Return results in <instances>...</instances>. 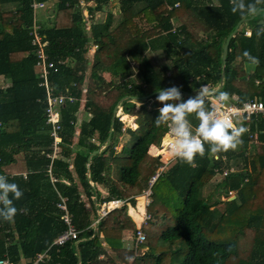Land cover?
I'll return each instance as SVG.
<instances>
[{"label": "trees", "instance_id": "obj_1", "mask_svg": "<svg viewBox=\"0 0 264 264\" xmlns=\"http://www.w3.org/2000/svg\"><path fill=\"white\" fill-rule=\"evenodd\" d=\"M217 1L200 5L195 0H119L125 15L121 25L137 40L134 47L123 51L110 23H94L96 13L104 11L110 0H0V76L10 81L0 88V168L12 164L14 156L23 152L29 168L27 179L5 176L23 195L13 200L14 217L0 219V259L30 264L38 255H46L39 264H117L105 242L124 264H264V144L248 160L252 173L244 167L240 172L227 169L228 175L223 176L224 170L219 173L216 169L229 166L221 159L213 160L205 145L202 155L189 163L172 161L154 185L149 184L161 165L149 151L160 147L167 132L165 124L154 123L159 107L156 89L175 84L186 99V92L194 94L200 85L217 86L222 81V92L237 94L240 103L255 98L264 101V0H238L243 8L236 12L232 11L234 0ZM38 2L51 8L46 23L34 12ZM136 17L140 24L134 23ZM174 19L181 25L176 27ZM242 20L224 65V46ZM35 21L45 43L47 63L54 64L49 68V85L55 95L66 98L59 107L62 155L53 162L52 173L67 179L69 185L53 183L47 173L51 160L45 156L52 152L54 140L51 126L46 124L47 89L40 85L43 80L37 71ZM142 21L154 24L150 32L145 31L146 38ZM247 29L250 37L245 35ZM201 33L208 40L201 39ZM90 40L97 47L92 58L88 56ZM159 51L172 65H155L148 53ZM254 63L253 72H246L245 66ZM132 64H138L137 71ZM105 72L112 76L110 81L102 77ZM84 95L91 117L82 121L77 145L88 153L73 154L70 146ZM135 102L141 103L139 109ZM118 104L124 114L137 117V130L123 128L114 114ZM258 124L264 130V121ZM123 134L124 147L117 155L118 137ZM243 135L246 148L250 139ZM110 137L106 151L93 156L88 165L90 155L106 146ZM260 139L264 141V135ZM72 154L74 172L88 198L95 194L90 182L105 186L110 197H133L129 204L134 206L136 197L151 189L153 203L148 207L151 219L143 228L145 242L136 246L134 241L131 250L125 246L124 232L137 230L128 205L98 223L102 238L98 233L87 234L88 213L67 161ZM110 162L117 168L115 182L105 176ZM216 177H221L217 183L213 181ZM207 188L210 192L205 195ZM57 191L69 199L68 209L80 231L76 240L62 246L54 244L67 229L57 206ZM230 191L236 199L222 200V194L230 196ZM139 249L146 251L140 255ZM127 256L132 260H126Z\"/></svg>", "mask_w": 264, "mask_h": 264}, {"label": "clouds", "instance_id": "obj_2", "mask_svg": "<svg viewBox=\"0 0 264 264\" xmlns=\"http://www.w3.org/2000/svg\"><path fill=\"white\" fill-rule=\"evenodd\" d=\"M242 8V3L234 0L232 11ZM244 55L249 54L245 52ZM194 93L182 99L180 87L173 84L156 89L155 94L159 107L154 123L157 126H167L169 151L182 163H189L195 156L202 155L205 145L210 154L235 149L246 132L242 124H234L228 116L215 112L209 103L207 86L200 85ZM227 96L226 92H217L216 103H223ZM189 115H194L197 121L195 125L188 119ZM22 195L23 192L16 183L9 182L5 176L0 175V219L10 221L14 217L17 209L13 200L20 199ZM125 259L131 261L132 257L127 256Z\"/></svg>", "mask_w": 264, "mask_h": 264}, {"label": "crops", "instance_id": "obj_3", "mask_svg": "<svg viewBox=\"0 0 264 264\" xmlns=\"http://www.w3.org/2000/svg\"><path fill=\"white\" fill-rule=\"evenodd\" d=\"M195 1L198 3L197 0H195ZM213 2H215V3H213ZM210 3L211 4H217L218 1L217 0H211ZM202 5H209V4L207 3V4H202ZM11 7H13V6H9V8H11ZM40 10H43V16L42 17L44 18L43 20H40V21H44V22H41V23H46L47 20H48V15H47L48 12L46 11V9H42L41 8V9H38L37 10V15H38V12ZM174 22H175V24L177 26H180L181 25V22L178 19H176V21H174ZM262 22L263 21H260V23H262ZM35 23L38 24V21H35ZM248 30L249 29L246 30V33H247ZM246 33H245V35L248 36V37H250L251 34H252V33H250V34H248V33L246 34ZM255 68H256L255 63H254V65L253 64H247L245 66V70L248 73H252ZM9 82H10L9 79H7V78L4 79L3 76H0V88H3L4 85L5 84H8ZM205 86H207L208 92H209V94H211L210 95L211 96V99H209V103H211L212 99L214 98L213 95H216L217 92H222L223 82L221 81L217 86H215V85L213 86L212 84H208V85H205ZM194 94H192V95H194ZM85 97L86 96L84 95L82 97V99L80 100V107L84 104V109L82 110V111H84V114H81L80 115V112L81 111L79 109V112H78V121H77V123H75L76 130H75L74 143L70 146V149L72 150L73 154H76L77 152L88 153V150H86V149L83 150V149H81V147H79L77 145V140H78L77 138L80 135V128H81V124L83 123L82 121L84 119H89L91 117V114H90L89 110L86 108V101L87 100H86ZM255 99H257V98H255ZM249 100H253V99H249ZM246 101H248V100H246ZM224 102L227 103V104H240L239 97H238L237 94L228 95L227 96V99ZM135 103H136L137 109H139L140 108V107H138L139 104L137 102H135ZM120 104L117 105L118 108L116 110V112H117L116 115H117L118 118L120 117V120L123 123V128L126 129L124 122L125 121H128L127 127H129V126L130 127H134L135 129L132 128V130H137L138 125L136 124L135 117H132L130 115H127V114L122 113V108L120 107ZM120 113H122L123 116L120 115ZM188 119L191 121V123L193 125H195L194 123H196L195 122L196 119H195L194 116L189 115ZM260 121H264V119L261 118V117L258 118V119H253L250 122V124H249L250 125V130L249 131L246 130V132L244 133V134L248 135L247 137L250 139L249 142H247L246 148H244V146H243V144H244L243 143V141H244L243 137L245 135H242L241 140H240V143L237 145V147L235 149H230V150H228L226 152H217V153H211L210 154L211 155V158L213 160H220L221 159V162H223L224 165L229 166V167L224 166V167H221V168H217L216 171H218V172L219 171H223V170L224 171H227V169H228L230 172H235V171L236 172H240L244 167H246V169H248V167H249L248 170H249L250 173H252L251 172V165H250V163H248V160L251 161L250 157H251L252 152L254 151V155H255L256 152H257L258 146L264 144V141H262L260 139V136L261 135H264V130H262L259 127L260 125L258 124ZM131 122L135 123L136 127ZM128 124H129V126H128ZM167 133L168 132H166L165 135H164V137L162 138L161 145H162L164 139H166V134ZM125 135L126 134H123V136H120L119 135V137H118L119 138L118 140L120 142L117 144L119 146H116V154L117 155H120L119 153L121 152V150L124 147V143L123 142H124V139H125V137H124ZM110 141H111V137L107 140V145L106 146H102L101 149L97 150L99 152L98 154L103 153L104 151H106V148L109 145V142ZM96 144H97V142H96ZM161 145H160V147H161ZM160 147H158V148L152 147L151 150L149 151V153L152 156H154V157H158L159 160H160V158H162L163 161H166L167 158H169V154L167 153V155L163 156L162 155V152L160 151ZM243 151L245 153H247L249 155V157L246 156V154L244 156L243 155L244 154ZM94 152H96V151H94ZM94 152L89 157V159L91 160L90 163H89V159H88V165H91V163H92V158H93V156H95V155H93ZM73 154H72L71 158L67 160L70 163L69 170L74 175L75 185L78 187V190H79V193H80V196H81L82 203L85 204V210L88 213L87 215H88V218H89L88 219L89 226L86 227L87 228V231L86 232H87V234L89 236L92 237L95 234H97L98 231H99L98 230V224L96 222L98 220L97 214H98V209H99L100 205L102 203H104V202H107V201H110V200H113V199H118V198L110 197L109 191L107 190V188L105 186H103L102 184L93 183V182H90V183H91V186L94 187V189H95V194L92 195L91 198H88V195L86 194V191H85L84 187L82 186L83 185L82 182L77 178V175L74 172L75 169H74V165H73V160L75 158V155H73ZM61 155L62 154L60 153V155H59V157L57 159H60L61 158ZM105 156L108 157V154H105ZM45 157H47V156H45ZM216 157H218V158H216ZM246 158H247V160H246ZM14 159H15V161L12 164L0 168V175L8 176L10 178H12V177H21L22 176L24 179H27V176H28V173H29V168L27 166V160H26V156H25L24 152L23 153L16 154L14 156ZM162 160H160V161H162ZM110 164L111 165H109L110 166L109 167V175L105 174V176L107 177L108 180H111V182H115L117 180V178H118L117 168L113 165V162H110ZM246 165H248V166H246ZM219 173H221V172H219ZM52 175H53V173H52ZM88 176H89V174H88ZM56 179L58 180L57 183L60 182L61 184L69 185V181L67 179H63V178H59V177L56 178ZM89 180H90V178H89ZM217 180H218V177H216L213 181H215V182L220 181V180H218V181ZM57 193H58V198H59V195H61V194L58 191H57ZM143 194H144V191L138 197L143 198ZM61 196H63V195H61ZM233 196L236 199L237 196L234 195V194H233ZM224 198L225 197L222 194L221 199L224 200ZM119 199H122V198H119ZM130 199H133V197L124 199V200H127V204H125V205H128L129 216L135 222V224L137 226V229H138L141 226L140 216H139V214L137 215V211H138L137 208L139 207L138 205L140 203L139 204H136L134 206L132 204H129ZM230 199H232V198H230ZM94 210H95V212H94ZM135 216L137 218H135ZM7 232H10V231L8 230ZM98 234L100 235L101 238L103 237V235L101 233H98ZM126 234H127V231L124 232V241H125V246L127 247L128 242H127V239H126ZM104 246H105V249H106L107 253L110 254V255H114L113 259L115 258L114 260L115 261L117 260L116 262H118L117 264H119L121 261L119 260L117 254L115 252H113L111 250V248L108 245L105 244V242H104ZM121 264H124V263L121 262Z\"/></svg>", "mask_w": 264, "mask_h": 264}, {"label": "built area", "instance_id": "obj_4", "mask_svg": "<svg viewBox=\"0 0 264 264\" xmlns=\"http://www.w3.org/2000/svg\"><path fill=\"white\" fill-rule=\"evenodd\" d=\"M179 4H176L178 6ZM34 12H36L38 9L44 8L43 3H34ZM40 26L36 23H34L33 26V34H34V42L33 45L37 46V55H38V64H37V71L39 73V78L43 81L41 82V86L45 87L47 89V102H48V108L46 110V119L47 124L51 126V133L50 135L53 138V144H52V152L47 153V157L51 160V164L49 165L48 174L51 178V181L53 183L58 182V180L52 175V165L53 162L59 157L61 153V147H62V115L59 111V107L63 106L65 104L66 98L64 96H57L53 93L50 85H49V68L53 67V63H47V56L45 54V43L42 40V37L40 35ZM211 107L215 110V112L218 115H226L229 117L231 122L234 124H242L245 126L246 130H250V122L253 119L263 118L264 119V101L254 99V100H248L240 104H227L225 102L217 104L215 101V97L212 99L210 103ZM160 151L162 152V155L165 156L167 153L169 154V158H167L166 161H163L162 158V164L159 166L156 173L151 177L149 184L150 187L154 185V183L158 180V178L167 170L169 164L172 161H175L176 158L172 156V154L169 151V134H166V139H164ZM218 158V157H216ZM228 171H224L223 176H227ZM230 194H234L233 191H230ZM143 198L145 199L143 209L138 207L137 215L139 214L141 219V226L137 229L135 233V244L138 246L139 244L145 242L146 235L144 234L143 228L144 225L147 224V222L151 219V215L148 212V207L152 205L153 199H152V191L151 189L146 190L144 192ZM59 202L57 204L58 208L61 210V219L64 222V224L67 226V229L64 233H62L58 239L55 241V245L62 246L66 244L69 241L76 240L79 236L80 231L76 228L74 221H73V215L70 213L68 209V200L66 197H63L59 195ZM125 204H127V200L124 199H113L107 202H104L100 205L98 209V220L97 224L106 217L109 213H111L114 210L122 208ZM46 255H38L36 260L30 264H39L42 262V260L45 258ZM0 264H14L13 261L10 259H0Z\"/></svg>", "mask_w": 264, "mask_h": 264}, {"label": "rangeland", "instance_id": "obj_5", "mask_svg": "<svg viewBox=\"0 0 264 264\" xmlns=\"http://www.w3.org/2000/svg\"><path fill=\"white\" fill-rule=\"evenodd\" d=\"M197 1H198V3L200 5L207 4V3L208 4H211L210 3L211 0H197ZM82 3L84 4V2H82ZM213 3H215V2H213ZM120 7H121V4H120L119 0H110V3L105 7V10L104 11H100V12L98 11L96 13V15L94 16V23H96V24L97 23H101V24H103V23H110L112 25L111 31L113 33L114 38L116 39L117 45L119 46L120 49H122L124 51L125 48L134 47L136 45V43H137V40H135V39L133 40L134 34H133V36L129 35L127 33V31H126L127 29H126L125 25H123V26L121 25V22L124 21V19H125L124 18L125 15H123V12H121ZM42 9H46V11L48 12L47 15H51L52 14V11L50 12V9H51L50 7H44ZM42 16H43V10H40L38 12V19L39 20H43L44 18ZM53 19H54V17L53 18H50V23H53L54 22V21H52ZM139 20L140 19L136 17L133 21H134V23L136 22V23H139L140 24V21ZM174 21H176V19H174ZM41 22H44V21H41ZM146 24L147 23H145L144 21H142V23H141L142 28H144L143 29L144 31L142 32V36H144V38H146L145 31L146 32H150L151 29L154 28V24H151V25L150 24L146 25ZM174 24H175V22H174ZM176 27H178V26H176ZM247 33L250 34L251 33V30H248ZM200 37H201V39L203 38V40H208L207 34L201 33ZM90 41H91V44L88 47V49H89L88 56H89V58H92V54L95 52V50L97 49V47L92 42V40H90ZM148 55L152 58L153 62H155V65H157L158 67L164 66V65H167V64L172 65V62L169 61V59L166 57L165 53L162 52V51H159V52H156V53H153V54L148 53ZM89 64L91 65V62ZM132 66L137 71L138 64L137 65L136 64H132ZM87 75H90V72ZM102 77L104 79H107V81H110L112 79V76L109 73H106V72L105 73H102ZM210 95L211 94H209V99H211V96ZM213 96L215 97V95H213ZM138 104H139L138 107H141V104L140 103H138ZM83 109H84V104L80 107V111H81L80 112V115L81 114H84V111H82ZM120 115H122V113H120ZM135 119L137 120V117H135ZM195 122L197 123L196 120H195ZM124 123H125V128H131V129L134 128V127H130L129 124H128L129 127H127L128 121H125ZM131 123H133V122H131ZM117 146H119V145H117ZM253 153H254V151L252 152V154ZM127 156H128L127 155V152L125 151V157H127ZM252 156L253 155H251V157ZM248 169H249V167H248ZM220 178H219V180H220ZM216 183H214V185H216ZM146 190L147 189H144L143 191L145 192ZM209 192L210 191H209L208 188L205 189V195H208ZM143 196H144V194H143ZM226 198H229V199L232 198L230 200H234L235 199L232 194H230V196L227 195L224 198V200H226ZM144 202H145V199L144 198L141 200L140 197H136V204H139L140 203L138 206L141 209H143ZM135 218H137V217L135 216ZM136 229H137V226H136ZM135 232L136 231H127V234H126V239H127V242H128L127 249H129V250L133 249V247H134ZM143 251H146V249H144ZM143 251H142V249H139V252H140L139 254L140 255L141 254H144ZM110 256L112 258L114 257V255H110ZM119 264H121V262Z\"/></svg>", "mask_w": 264, "mask_h": 264}, {"label": "water", "instance_id": "obj_6", "mask_svg": "<svg viewBox=\"0 0 264 264\" xmlns=\"http://www.w3.org/2000/svg\"><path fill=\"white\" fill-rule=\"evenodd\" d=\"M263 9H261V10H259V11H257L256 13H255V15L254 16H252L249 20H252V19H254L256 16H258L259 15V13L262 11ZM244 22V20H242L239 24H238V26L236 27V29H235V31L228 37V39H227V41H226V45L224 46V51H223V64L225 65L226 64V62H227V54H228V47H229V44H230V41H231V39H232V37L237 33V31H238V29H239V26L242 24ZM185 95H187V96H192V94H189V93H185ZM117 108H118V106L115 108V111H114V114L116 115V110H117ZM99 152L98 151H96V152H94V154L93 155H96V154H98ZM91 162V160L89 159V163Z\"/></svg>", "mask_w": 264, "mask_h": 264}]
</instances>
